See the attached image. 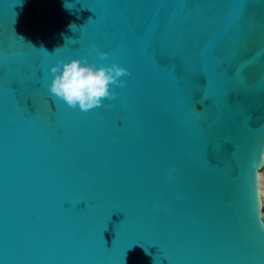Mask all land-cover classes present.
Instances as JSON below:
<instances>
[{
    "label": "water",
    "instance_id": "95a60500",
    "mask_svg": "<svg viewBox=\"0 0 264 264\" xmlns=\"http://www.w3.org/2000/svg\"><path fill=\"white\" fill-rule=\"evenodd\" d=\"M0 32L42 70L17 96L0 54V264H118L136 242L124 264H264L243 195L264 150V0H0ZM73 58L128 69L114 107L49 94Z\"/></svg>",
    "mask_w": 264,
    "mask_h": 264
},
{
    "label": "clouds",
    "instance_id": "9594fccd",
    "mask_svg": "<svg viewBox=\"0 0 264 264\" xmlns=\"http://www.w3.org/2000/svg\"><path fill=\"white\" fill-rule=\"evenodd\" d=\"M65 6L72 8L68 4ZM70 27L73 31L76 28L75 25ZM69 42L75 44L78 41L66 38V44ZM92 51H95L101 60L107 58L108 54L99 51L96 46L89 50V55ZM49 71L51 73V82L48 84L49 94L70 108L78 107L82 112L99 107H114V104L105 103V101H114L117 93L113 86L123 87L125 81L122 77L131 75L128 69L115 63L108 66H97L89 62L87 58H73L68 62L59 60L50 67ZM252 167L256 176V184L251 212L259 228L264 230V150L259 152L258 161L256 159L252 161Z\"/></svg>",
    "mask_w": 264,
    "mask_h": 264
},
{
    "label": "snow or ice",
    "instance_id": "6c2138e0",
    "mask_svg": "<svg viewBox=\"0 0 264 264\" xmlns=\"http://www.w3.org/2000/svg\"><path fill=\"white\" fill-rule=\"evenodd\" d=\"M239 8H240L239 6H233L229 10V12L227 13L229 22L234 24V25L241 23V14L239 12ZM8 45H9V47L7 49H5L4 37H3L2 32H0V54H4L5 51H7L9 53L8 57L12 58L14 65H16L20 68V75L11 77L9 80V84H8L9 88L14 92V94H16L18 96L17 89L13 88L12 85L13 84L21 85L23 83H26V77H28V76L34 77V76H38L41 74L42 70H38V69H40L41 53L38 51H35L34 50L35 47H33V46L30 48L26 42L21 41L16 36L11 35V33L9 36ZM18 54H26L29 58V64L25 65L22 62H20L18 60ZM5 71H6V67L0 65V75H2ZM21 107L24 108L25 111H28L26 106L21 105ZM52 111H53V109H52ZM57 111H58V108L56 106V110L53 111V113H56ZM255 184H256V176L254 173V188H255ZM253 191H254V189H253L252 177L250 175L246 174L244 188H243V195H244V198L246 201V207L249 208L250 210H251V205H252ZM116 240H117V237H116V239L113 240L111 248H108L106 246V241L104 240L105 248H107L108 250H112L113 244ZM137 243H139V242L129 244L123 249L120 258L117 260L118 264H124L125 256H126V250L131 248L134 244H137ZM116 264H117V262H116ZM156 264H157V259H156Z\"/></svg>",
    "mask_w": 264,
    "mask_h": 264
}]
</instances>
